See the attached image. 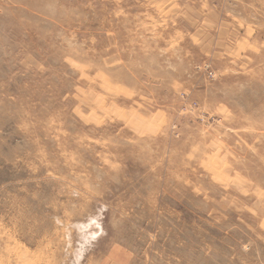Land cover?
<instances>
[{
  "label": "rangeland",
  "instance_id": "1",
  "mask_svg": "<svg viewBox=\"0 0 264 264\" xmlns=\"http://www.w3.org/2000/svg\"><path fill=\"white\" fill-rule=\"evenodd\" d=\"M0 264H264V0H0Z\"/></svg>",
  "mask_w": 264,
  "mask_h": 264
}]
</instances>
